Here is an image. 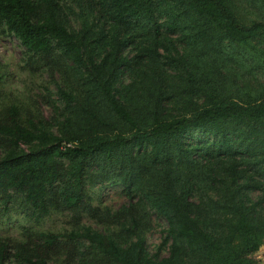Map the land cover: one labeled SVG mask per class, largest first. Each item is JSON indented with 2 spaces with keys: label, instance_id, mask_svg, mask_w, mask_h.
Wrapping results in <instances>:
<instances>
[{
  "label": "trees",
  "instance_id": "16d2710c",
  "mask_svg": "<svg viewBox=\"0 0 264 264\" xmlns=\"http://www.w3.org/2000/svg\"><path fill=\"white\" fill-rule=\"evenodd\" d=\"M259 1L264 12V0ZM237 2L92 0L88 10L95 19L93 25L81 22L77 29L69 30L61 18L62 6L58 0H0V25L27 53L48 67H55L58 60L68 61L75 72L86 78L110 112L133 130L127 137L92 136L73 145L64 143L62 147L64 140L49 132L40 121L33 123L31 117L24 119L15 105L4 107L0 113V147L4 149L0 156V205L3 206L0 216L12 202L33 220L56 209L69 212L74 219L79 218L90 209L83 187L103 180V175L86 166L85 161L106 157L116 166L117 180L127 186L128 174H132L130 159L122 160L116 155L124 146L148 147V156L155 161L169 156L165 148L167 141L173 142L175 151L179 152L181 136L197 131L216 139L215 147L226 156L228 147L222 146L226 145L227 135L221 125L234 121L257 126L262 138L259 149L245 150V159L237 160L236 154L230 153L228 159L215 163V169L207 170L209 187L225 193L221 195L225 211L218 228L212 230L205 217L193 213L186 185L179 196L168 189L151 199L150 207L166 223V235L170 240L167 258L155 259L148 255L143 237L146 222L138 215L134 204L129 203L115 212L116 219L121 221L118 235L126 238L124 242L90 228L62 234L38 232L34 237L41 247L33 260L25 259L27 264H45L60 253L71 256L72 244L78 239L87 243L85 249L90 256L80 258L79 264H176L181 252L179 241L197 251L206 264H259L253 256L264 241V187L261 188L264 183V89L251 101L236 103L212 97V92L216 91L213 85L204 96V105L191 115L170 119L154 117L149 127L142 128L125 100L132 85L118 88V77L125 71L133 76H145L149 81L160 76L158 67L148 65L155 63L160 53L168 57L169 50L176 53L179 50L159 35L176 34L177 38L184 39L183 28L177 24L186 21L185 18L197 23L192 27L194 38L187 46L202 47L209 40L210 32H217L220 39L240 46L264 36V19L244 23L238 17L241 8ZM137 37L139 41H135ZM126 48L132 49L124 53ZM183 49L186 50L182 48L179 57L185 54ZM187 82L192 92L206 90L200 83L195 86L190 80ZM155 90L149 91L151 99L147 106L152 116L164 107L163 96H160L162 89ZM56 94L66 106L76 101L75 96L62 87H57ZM63 161L67 163L64 173L61 171ZM254 191L257 194H253ZM60 238L66 241L61 242ZM12 248L9 239L0 241V264L10 258Z\"/></svg>",
  "mask_w": 264,
  "mask_h": 264
},
{
  "label": "rangeland",
  "instance_id": "374dc122",
  "mask_svg": "<svg viewBox=\"0 0 264 264\" xmlns=\"http://www.w3.org/2000/svg\"><path fill=\"white\" fill-rule=\"evenodd\" d=\"M91 1L58 0V4L62 6L61 18L69 30L77 29L81 22L93 25L95 19L88 10V3ZM237 1L241 8L238 17L244 23L264 19L259 0ZM95 11L98 12L97 7ZM185 19L186 21L177 24L183 28L184 39L177 38L176 34L159 35L164 42L170 40L179 50L178 53L169 50L168 57L160 53L161 57L148 65L159 68V77L149 81L145 76H133L128 71L122 72L118 77V88L132 85L128 88L125 100L129 102L128 107L132 109V116L139 127H149L154 117L170 119L191 115L204 105V96L208 95L207 90L213 85L216 91L212 92V97L218 101L236 103L249 102L264 89V36L240 46L220 39L217 32H210L209 40L202 47L192 44L187 46L194 38L195 29L192 27H196L197 23ZM134 33L138 34L136 29ZM139 39L137 37L135 41ZM182 48H186L183 49L185 54L179 57L183 53ZM131 49L126 48L123 52L129 53ZM55 52L60 54L57 48ZM188 80L195 86L200 83L206 90L192 92L189 90ZM153 81H156V86H153ZM57 87L71 92L76 101L66 106L56 94ZM156 88L162 89L160 96H163L164 107L152 116L147 108L151 99L149 91L156 92ZM9 105L18 107L20 116L24 119L31 117L33 123L40 121L49 132L61 137L64 140L62 147L64 143L73 145L92 136L127 137L133 132L129 125L110 112L86 78L75 72L68 61L58 60L55 67H48L37 61L36 56L27 53L19 41L0 25V113ZM221 128L227 135L226 145L222 146L228 147L226 156H222L224 152L215 147L216 139H210L197 131H189L181 136L178 142L179 152L175 151L173 142L167 141L165 148L169 156L155 161L148 156V147L137 149L128 145L119 149L116 151L119 158L130 159L132 174H128L127 186L117 180L116 166L110 164L106 157L87 159L86 166L102 174L103 180L83 187L90 201V209L81 213L77 219L67 211L56 209L33 220L16 204L9 202L0 216V241L9 239L13 243L10 258L4 264H27L26 258L33 260L41 247V243L34 237L38 232L62 234L90 228L111 235L118 242H124L126 238L118 235L121 221L116 219L115 212L129 203L134 204L138 215L146 222L143 237L148 255L155 259L167 258L170 240L166 235V223L150 207V201L168 189L179 196L183 185H186L189 192L187 199L193 213L205 217L212 230L218 228L225 211L222 201L224 197L221 196L225 193L209 187L207 170L215 169V163L228 159L230 153L236 154L237 160L245 159V150L251 152L253 147L259 149L258 145L262 141L261 130L251 123L227 122L222 123ZM70 138L74 141H66ZM20 148L26 149L24 146ZM3 150L0 147V156ZM257 156L259 157L258 154ZM66 166L67 163L63 161V173ZM55 186L58 190L60 182ZM263 187L264 183L261 188ZM253 194H257V191ZM2 208L0 205V209ZM59 240L66 241L64 238ZM179 243L181 252L176 264H206L197 251L187 248L182 241ZM72 245L74 250L71 256L60 253L45 264H79L80 258L90 257L84 240L78 239ZM253 258L259 264H264V241Z\"/></svg>",
  "mask_w": 264,
  "mask_h": 264
}]
</instances>
